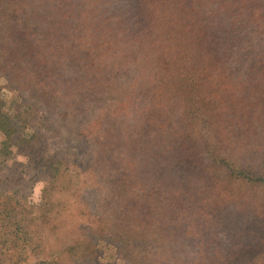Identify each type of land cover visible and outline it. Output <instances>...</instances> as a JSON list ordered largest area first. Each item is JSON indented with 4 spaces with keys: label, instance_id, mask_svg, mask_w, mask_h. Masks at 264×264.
Segmentation results:
<instances>
[{
    "label": "trees",
    "instance_id": "1",
    "mask_svg": "<svg viewBox=\"0 0 264 264\" xmlns=\"http://www.w3.org/2000/svg\"><path fill=\"white\" fill-rule=\"evenodd\" d=\"M39 2L36 13L29 8L34 0H0L5 40L0 48L19 61L25 57L26 65L17 63L18 76L21 82L36 77L46 104L67 100L70 115L82 112L95 126L82 131L86 136L105 142L114 138L107 142L112 150L108 163L118 161V147L132 155V175L140 183L133 212L124 217L131 229L126 243L136 250L134 264H183L196 258L192 253L210 258L199 243L207 235L199 234L191 211L209 217L211 206L214 212L234 201L249 206L264 189V156L252 140L260 132L264 108V46L260 52L259 45L264 0ZM62 68L88 73L80 74L81 80L63 79L70 81L72 95H61L62 84L54 77L61 75L51 72ZM103 69L114 71L112 80L121 84L115 93L98 74ZM132 107L131 119L138 121L131 133L125 120ZM18 112L23 114L0 111L5 136L0 142V264L26 261L31 228L41 212L34 215L27 199L40 172L56 181L65 172L44 134L37 129L27 134L25 122L19 125L33 112ZM119 139L123 146H117ZM194 170L206 183H183ZM148 177L154 183H145ZM145 184H151L147 192ZM210 194L216 195L212 201ZM182 195L193 202L182 201ZM180 215L183 225L177 221ZM109 220V229L124 224ZM125 234L119 240L125 241Z\"/></svg>",
    "mask_w": 264,
    "mask_h": 264
},
{
    "label": "rangeland",
    "instance_id": "2",
    "mask_svg": "<svg viewBox=\"0 0 264 264\" xmlns=\"http://www.w3.org/2000/svg\"><path fill=\"white\" fill-rule=\"evenodd\" d=\"M39 7V0H34V5L29 8L37 13ZM31 39L29 35L26 36V41H31ZM3 41H5L4 33H0L1 47ZM260 43L261 52L264 41ZM44 47L40 48L44 51ZM34 57L35 61L40 63L41 57L39 55ZM19 62L26 65L25 57L23 61H19L16 55L9 57L0 48V111L3 110L13 115L23 114L18 111L24 110L33 112L32 117H23V121L18 122L19 125L25 122L24 128L27 134L36 129L43 133L49 149L58 154L57 156L63 161V171H65L57 181L56 178L40 172L39 180L35 182L32 193L28 196L29 204L34 206V215L38 211L41 212L36 214L35 221L38 224L31 228V244L25 250L26 261L21 264H34L36 261L42 263L47 261L46 264L50 262H56V264H134L136 260L132 257L136 250L132 244L126 243L131 235L129 233L131 229L124 217L126 214L130 218L132 206L136 205L137 201L135 195L139 190L136 183H140L136 182L132 175L133 167L129 164L132 162V155L126 153L125 148L118 147L114 150L118 161L111 159L114 163H108L106 159H109L108 154L111 155L112 150L108 148L107 142L114 138L105 142V138L98 141L92 136H86L82 131H88L89 128L95 126L88 123L86 117L81 116L82 112L70 115V102L67 100L46 104L41 98L43 94L40 96L36 77L25 74L28 78L30 76L32 78L21 82L18 76L20 70H17ZM81 62L84 65V62ZM51 72L61 75L60 77L54 76L59 79V84H62L61 95L67 92L72 95L74 92L69 89L70 81L63 79L75 77L81 80L79 76L84 73L82 69L79 73L76 68H62L58 71L51 69ZM51 72L49 73L52 75ZM113 73L114 71L107 69L98 73L99 75L104 74L102 77L109 83L111 88L109 93H115L113 89L121 85L118 80H112ZM85 74L88 75L86 72ZM63 98L61 96L60 99ZM262 102L264 104V101ZM262 109V122L258 124L260 132L252 140L255 145H260V151L264 156V108ZM129 111L130 117L125 122L128 124L129 132L132 133L138 120L131 119L133 107L131 110L129 108ZM118 125L117 123V127ZM134 135L131 134V137L133 138ZM117 137L119 135L115 136V139ZM4 138L3 131L0 130V142ZM123 138L127 140L126 136ZM118 141L120 144L117 146H123V140ZM103 142H105L104 145H102ZM16 159L25 161L23 156H18ZM146 179L145 183H154L153 178ZM50 182L54 183L53 188L48 193L43 192L42 196L45 184ZM183 183H190L194 186V183H206V181L202 178L201 172L194 170L191 177ZM148 185L151 186V184H145L143 187L145 192L149 188ZM159 194V197L163 196V192ZM257 195L259 198L252 197L249 206H242L234 201L227 203V206L221 208L220 212L212 211L211 206L207 212V215L211 213V218H209L211 215L208 217L201 213L197 214V209L191 211V217L195 218L193 223L197 222L199 225V228L198 225L196 227L199 234L207 235L208 239L204 241L203 237L202 242L199 243L203 248L208 249L206 256L210 258L200 257L202 253H192L196 258L192 262L183 264H264V189ZM180 197L182 201L193 202L190 196ZM214 197L216 195L211 196L210 194V201ZM200 199L201 195L198 201ZM146 207L150 206L146 204ZM107 216L112 218L109 223L115 220L117 223L119 220L124 222L121 227L127 235L126 240L123 239L125 241L119 240L124 233L121 227L109 229V226L105 225ZM180 217L181 215L177 221L183 225L184 222ZM193 235L197 236L195 231Z\"/></svg>",
    "mask_w": 264,
    "mask_h": 264
}]
</instances>
